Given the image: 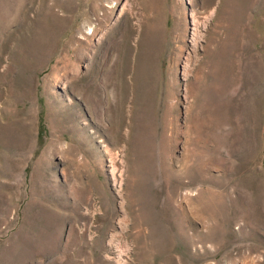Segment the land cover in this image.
Masks as SVG:
<instances>
[{
	"label": "rangeland",
	"instance_id": "rangeland-1",
	"mask_svg": "<svg viewBox=\"0 0 264 264\" xmlns=\"http://www.w3.org/2000/svg\"><path fill=\"white\" fill-rule=\"evenodd\" d=\"M0 264H264V0H0Z\"/></svg>",
	"mask_w": 264,
	"mask_h": 264
},
{
	"label": "bare ground",
	"instance_id": "bare-ground-1",
	"mask_svg": "<svg viewBox=\"0 0 264 264\" xmlns=\"http://www.w3.org/2000/svg\"><path fill=\"white\" fill-rule=\"evenodd\" d=\"M118 171H119V169H118ZM117 172V171H116ZM201 195V194H200ZM223 195V194H222ZM224 201V200H223ZM205 238V237H204ZM198 239V238H197Z\"/></svg>",
	"mask_w": 264,
	"mask_h": 264
}]
</instances>
